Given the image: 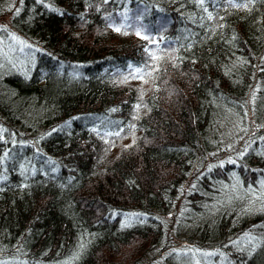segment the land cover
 <instances>
[{
    "label": "trees",
    "instance_id": "1",
    "mask_svg": "<svg viewBox=\"0 0 264 264\" xmlns=\"http://www.w3.org/2000/svg\"><path fill=\"white\" fill-rule=\"evenodd\" d=\"M0 18V264H264V0Z\"/></svg>",
    "mask_w": 264,
    "mask_h": 264
},
{
    "label": "rangeland",
    "instance_id": "2",
    "mask_svg": "<svg viewBox=\"0 0 264 264\" xmlns=\"http://www.w3.org/2000/svg\"><path fill=\"white\" fill-rule=\"evenodd\" d=\"M4 20L0 18V24H4ZM142 30V34L144 35L145 34V29L144 28H141Z\"/></svg>",
    "mask_w": 264,
    "mask_h": 264
}]
</instances>
